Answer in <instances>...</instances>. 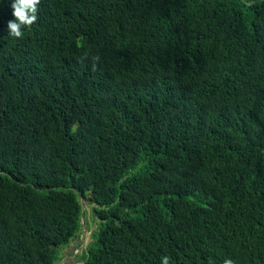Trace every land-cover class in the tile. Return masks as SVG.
I'll return each mask as SVG.
<instances>
[{
    "label": "trees",
    "instance_id": "16d2710c",
    "mask_svg": "<svg viewBox=\"0 0 264 264\" xmlns=\"http://www.w3.org/2000/svg\"><path fill=\"white\" fill-rule=\"evenodd\" d=\"M0 0V264H264V0Z\"/></svg>",
    "mask_w": 264,
    "mask_h": 264
},
{
    "label": "rangeland",
    "instance_id": "374dc122",
    "mask_svg": "<svg viewBox=\"0 0 264 264\" xmlns=\"http://www.w3.org/2000/svg\"><path fill=\"white\" fill-rule=\"evenodd\" d=\"M88 197L87 195L83 200V225L70 243L61 249V257L55 264H79L82 261V253L92 240L93 232L98 225V220L92 215L93 203Z\"/></svg>",
    "mask_w": 264,
    "mask_h": 264
},
{
    "label": "clouds",
    "instance_id": "9594fccd",
    "mask_svg": "<svg viewBox=\"0 0 264 264\" xmlns=\"http://www.w3.org/2000/svg\"><path fill=\"white\" fill-rule=\"evenodd\" d=\"M40 0H12L13 17L7 22L9 34L13 37L23 36V27L31 25L37 20V6ZM162 264H169V258L165 256ZM226 264H231V261H226Z\"/></svg>",
    "mask_w": 264,
    "mask_h": 264
},
{
    "label": "water",
    "instance_id": "95a60500",
    "mask_svg": "<svg viewBox=\"0 0 264 264\" xmlns=\"http://www.w3.org/2000/svg\"><path fill=\"white\" fill-rule=\"evenodd\" d=\"M83 200H84V196L83 195H80V202H81V205H82V214H81V223L83 225V216H84V209H83Z\"/></svg>",
    "mask_w": 264,
    "mask_h": 264
}]
</instances>
